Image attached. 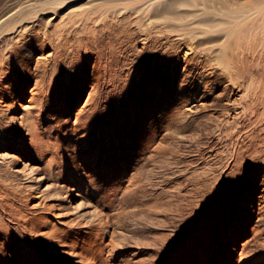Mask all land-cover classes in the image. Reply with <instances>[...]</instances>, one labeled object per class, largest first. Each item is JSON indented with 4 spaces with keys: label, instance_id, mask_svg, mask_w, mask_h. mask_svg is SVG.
Wrapping results in <instances>:
<instances>
[{
    "label": "rangeland",
    "instance_id": "rangeland-1",
    "mask_svg": "<svg viewBox=\"0 0 264 264\" xmlns=\"http://www.w3.org/2000/svg\"><path fill=\"white\" fill-rule=\"evenodd\" d=\"M121 3L0 0L35 5L0 37L19 90L0 112V264H264V143L243 87L184 68L183 42Z\"/></svg>",
    "mask_w": 264,
    "mask_h": 264
},
{
    "label": "bare ground",
    "instance_id": "bare-ground-1",
    "mask_svg": "<svg viewBox=\"0 0 264 264\" xmlns=\"http://www.w3.org/2000/svg\"><path fill=\"white\" fill-rule=\"evenodd\" d=\"M121 1L122 3L119 5L122 6L124 12L126 11L125 9H127L124 5L132 0ZM73 2L74 1H71L68 4ZM140 2H143L142 6H140L142 7L141 10H146L145 12H148V15L151 13L149 18H151L152 21L149 22V24H147L148 22L146 23L149 31L153 27L150 25L152 23L154 26L166 28V31L174 33L176 41L183 42L182 45L185 47V51L182 53L184 68L187 66L188 69L192 62L197 60V62L202 63V66L207 68L210 75H217L216 77H219L218 79L226 75L233 88L236 85L243 87V91L240 89L237 91V97L240 101H248L245 103L246 108L243 107L244 109H242V112L244 114L246 113L245 111H248L252 116L253 120L251 122L254 125L253 132L257 139L254 147L258 149V152L263 151L264 149L260 146L259 141L262 140V143H264V86L262 88H252L249 82L254 78L250 71L251 66H255L259 71H264V0H140ZM26 5H12L0 13V37L6 31L9 32L11 30H13L12 35H14V38L19 37L22 35L25 28H29V25L23 26V24L27 19L30 20L29 15L32 14V11L29 12V10L35 5ZM160 7L161 9L158 10ZM50 20L52 19H48L47 22ZM145 26L146 25H144V27ZM248 42L252 46H249L251 51H245L246 54L250 53L247 56L245 52L240 51V49L243 50L244 47L247 48L245 44ZM257 49L262 50V52H259ZM234 50H238L241 54L239 55L238 52H235L236 54L234 55ZM240 57H243L242 62L245 66H249V68H246V71L242 70V63L241 65L238 63ZM45 59H47L46 55L44 60ZM237 63L241 68L238 67ZM259 71L258 74L260 75L261 72ZM238 82L240 84H238ZM205 84L206 82L202 78L198 85L205 88ZM40 87L39 85L38 88ZM33 90L29 95H34V93H32L34 92ZM18 92L19 90L14 92L12 83L6 81V74L0 68V104L2 105L0 112L9 111L11 109V105H4L5 100L14 99L16 97L15 93L17 94ZM255 102L258 103L257 108L253 106ZM25 108L28 109L29 106H25ZM0 157H3V155L1 154ZM74 264L80 263L76 260Z\"/></svg>",
    "mask_w": 264,
    "mask_h": 264
}]
</instances>
